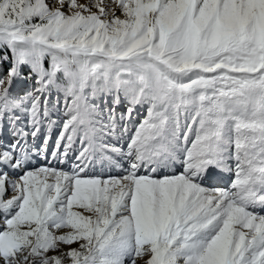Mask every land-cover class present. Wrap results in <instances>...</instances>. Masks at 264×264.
Returning a JSON list of instances; mask_svg holds the SVG:
<instances>
[{"label":"snow or ice","instance_id":"1","mask_svg":"<svg viewBox=\"0 0 264 264\" xmlns=\"http://www.w3.org/2000/svg\"><path fill=\"white\" fill-rule=\"evenodd\" d=\"M0 221V264H264V0H0Z\"/></svg>","mask_w":264,"mask_h":264},{"label":"rangeland","instance_id":"2","mask_svg":"<svg viewBox=\"0 0 264 264\" xmlns=\"http://www.w3.org/2000/svg\"><path fill=\"white\" fill-rule=\"evenodd\" d=\"M81 2H83V0H81ZM107 2H111V0H107ZM114 9H116L117 12H119V9L117 7L116 4H112L111 5ZM30 83V82H29ZM29 83H25V84H21V85H17V88L16 90L17 91H22L24 88H27L29 86ZM123 109H121L122 111ZM143 112L144 110L141 109V117H138V118H142V115H143ZM56 135V130L54 129L53 130V137H55ZM43 139V137L41 136L40 138L34 140V141H31L32 144L34 145H39L41 143V140ZM121 143H123V141H121ZM50 145H51V142H50ZM72 161H70L69 163H71ZM32 163L34 166H44L46 164H50V166H56V167H63L65 169L68 168V163L66 164H59L58 161H55V160H52L50 157H49V160L46 161L44 160L42 157H39V156H35L33 157V160H32ZM93 171L96 173V174H100V175H103L105 178H107L108 176H121L123 175L124 173L121 172L118 168H115V167H112L108 164H101V163H97L96 167L93 169ZM166 174H171V173H166ZM176 174H179V169H176ZM230 180H231V174L230 173H224L222 175V177L220 178H217L216 180L214 181H211L209 182L206 186H209V187H228L229 186V183H230ZM80 211H84L83 209H79ZM87 214V213H85ZM0 223H2V221H0ZM75 246V245H73ZM148 257L147 256H144V257H137V264L141 261V260H147ZM126 264H127V261H126ZM140 264V263H139ZM145 264V263H144Z\"/></svg>","mask_w":264,"mask_h":264},{"label":"bare ground","instance_id":"3","mask_svg":"<svg viewBox=\"0 0 264 264\" xmlns=\"http://www.w3.org/2000/svg\"><path fill=\"white\" fill-rule=\"evenodd\" d=\"M175 172H176V171H175ZM169 173H170V172H169ZM137 261H138V260H137ZM145 261H146V260H141L139 263H140V264H144ZM139 263H138V264H139Z\"/></svg>","mask_w":264,"mask_h":264}]
</instances>
